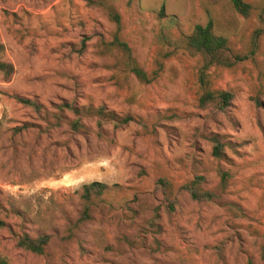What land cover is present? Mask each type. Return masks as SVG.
<instances>
[{"label":"rangeland","instance_id":"rangeland-1","mask_svg":"<svg viewBox=\"0 0 264 264\" xmlns=\"http://www.w3.org/2000/svg\"><path fill=\"white\" fill-rule=\"evenodd\" d=\"M243 1L249 17L217 33L252 56L208 72L210 91L234 95L215 115L198 107L202 64L186 45L208 21L205 0H0V60L14 69L0 74V264H264V0ZM111 10L150 83L103 53ZM212 135L228 146L222 159ZM196 177L212 201L181 190ZM95 182L105 191L82 220V188ZM20 235L51 240L36 255Z\"/></svg>","mask_w":264,"mask_h":264},{"label":"trees","instance_id":"trees-1","mask_svg":"<svg viewBox=\"0 0 264 264\" xmlns=\"http://www.w3.org/2000/svg\"><path fill=\"white\" fill-rule=\"evenodd\" d=\"M89 7L98 8L103 6V0H87ZM204 10L208 17L205 25H196L192 32L186 37V45L189 49L194 51L200 56L201 69L199 71L198 81L203 95L199 99L198 107L201 110H208L212 113L223 114L226 113L231 107L234 95L230 91H210L208 83V72L211 68L232 69L239 63L251 59V54L239 55L232 52L228 46V41L223 36L217 33L218 31L233 27L235 16L243 18L249 17L252 8L250 4L245 3L243 0H205ZM108 19L115 25V31L109 42L100 39L102 44L103 53L113 55L118 53L121 59L118 60V66L134 75L140 83H150L152 80L147 74L139 67L137 62L132 58L130 48L126 43L121 40V17L120 15L111 10L108 13ZM3 51V46L0 43V55ZM0 74L8 82L14 74V69L11 64L5 63L0 60ZM16 103L30 107L35 111H39L41 106L28 98L13 96ZM74 111L72 108H70ZM133 121L128 117L120 122H116L115 127H121ZM82 127L79 121H75L71 125L74 132H78ZM211 145V156L215 159H222L224 157L225 148H228L218 136L212 135L208 139ZM203 178L196 177L191 182L186 183L181 187V190L186 192L190 198L198 203L210 202L214 195L210 192L203 191L201 188ZM156 185L160 187L166 202V210L168 213H174L177 204L176 198L171 197L168 188V183L164 180H158ZM105 191V186L100 183H92L85 185L82 188L80 199L83 202L82 220L88 219L90 204L94 197H101ZM4 227V223L0 221V229ZM51 236L40 235L35 238H30L28 235H20L16 238V246L24 251L43 255L45 249L49 245Z\"/></svg>","mask_w":264,"mask_h":264}]
</instances>
